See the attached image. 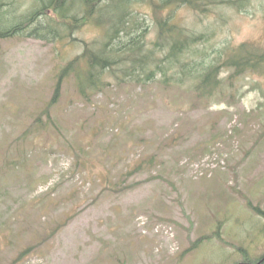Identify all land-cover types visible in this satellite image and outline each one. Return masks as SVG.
<instances>
[{
  "label": "rangeland",
  "instance_id": "1",
  "mask_svg": "<svg viewBox=\"0 0 264 264\" xmlns=\"http://www.w3.org/2000/svg\"><path fill=\"white\" fill-rule=\"evenodd\" d=\"M37 1L0 0V27ZM252 11L233 14L220 39L264 44V15ZM50 18L39 26L63 38L0 39V264H256L264 217L247 201L264 209V75L211 102L109 73L84 95L71 77L49 118L55 74L101 33ZM219 227L221 240L195 245Z\"/></svg>",
  "mask_w": 264,
  "mask_h": 264
},
{
  "label": "trees",
  "instance_id": "2",
  "mask_svg": "<svg viewBox=\"0 0 264 264\" xmlns=\"http://www.w3.org/2000/svg\"><path fill=\"white\" fill-rule=\"evenodd\" d=\"M38 1L37 7L24 17L16 15L10 26L0 27V39L21 34L48 39L50 33L52 40L63 38L61 30L39 26L44 15L51 17L49 25L58 22L56 26H67L69 32L86 25H95L101 30L100 38L85 42V50L56 74L53 97L47 102L49 118L64 80L71 77L84 95H92L102 87L107 71H120L122 77L117 76L120 79L127 77L136 82L159 79L165 88L187 85L199 97L211 102L221 92L224 96H233L238 80L246 75H264L262 42L236 43L227 36L220 39V32L233 14H252V10H259L264 15V0ZM143 3L147 4V10L137 8ZM184 11L195 17L192 26L185 23ZM199 23L205 26L198 28ZM150 28L155 29L156 36L147 43ZM248 204L264 216V210L254 207L251 201ZM213 237V233L202 236L197 244ZM263 262L264 256L255 263Z\"/></svg>",
  "mask_w": 264,
  "mask_h": 264
}]
</instances>
